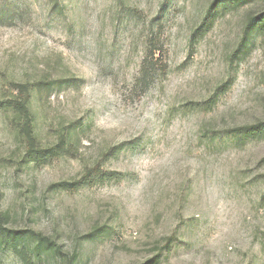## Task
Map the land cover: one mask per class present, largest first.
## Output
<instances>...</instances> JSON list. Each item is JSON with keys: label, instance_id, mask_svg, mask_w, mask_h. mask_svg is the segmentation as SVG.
Listing matches in <instances>:
<instances>
[{"label": "rangeland", "instance_id": "1", "mask_svg": "<svg viewBox=\"0 0 264 264\" xmlns=\"http://www.w3.org/2000/svg\"><path fill=\"white\" fill-rule=\"evenodd\" d=\"M59 1L0 0V264H264V0Z\"/></svg>", "mask_w": 264, "mask_h": 264}, {"label": "trees", "instance_id": "2", "mask_svg": "<svg viewBox=\"0 0 264 264\" xmlns=\"http://www.w3.org/2000/svg\"><path fill=\"white\" fill-rule=\"evenodd\" d=\"M226 1L229 0H225L222 1L221 3L224 4ZM235 2H241V3H246L248 0H233ZM50 2L55 5L58 4L60 1L59 0H50ZM62 7V6H61ZM262 19H264V14L263 17H261ZM36 86L38 88V92L41 93L43 91H50L53 89V82L50 81H46V80H40L36 83ZM22 105H23V110H24V114H23V110L22 112L19 111V117H21V119H23V116L25 118V122L27 125H32L34 120H35V116L33 114V112L29 111L28 106H27V101H26V97L22 98ZM3 233H5V231L1 230Z\"/></svg>", "mask_w": 264, "mask_h": 264}]
</instances>
